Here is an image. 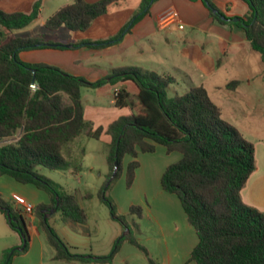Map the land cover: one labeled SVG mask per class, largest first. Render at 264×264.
<instances>
[{"label": "trees", "instance_id": "1", "mask_svg": "<svg viewBox=\"0 0 264 264\" xmlns=\"http://www.w3.org/2000/svg\"><path fill=\"white\" fill-rule=\"evenodd\" d=\"M42 0H36L29 12L0 10V176L7 175L19 183L32 184L46 192L49 203L33 206V212L54 250L55 260L110 263L119 240L111 253L93 256L73 254L56 230L44 218L57 205L64 222L82 225L87 213L79 204L76 193L38 173V167L78 172L82 168L84 147L76 149L80 136L99 139L102 132L109 136L106 162L115 179L122 170V159H133L125 167L126 181L131 185L139 166V153H152L158 145L167 152L181 154L178 161L165 168L160 177L163 191L176 195L188 223L198 241L184 264H264V211L246 204L241 190L256 168L255 146L238 129L221 117L220 107L203 85H192L181 94L170 95L172 80L154 71L136 66L115 68L104 78L89 81L46 63L22 61V50L42 47L65 48L45 35L19 37L13 30L30 24L39 13ZM118 0H73L51 14L44 22L46 29L65 27L84 31L111 4ZM154 0H142L139 10L114 37L101 41H83L80 45L105 46L117 42ZM210 15L221 23L242 27L251 48L264 63V0H243L248 12L233 22L212 0H202ZM213 10H216L214 12ZM131 80L138 88L136 102L128 99L125 89H118L115 104L128 107L130 113L120 116L105 129H93L84 118L81 89ZM238 80L228 82L232 89ZM35 85V88L31 87ZM19 134L17 138L16 135ZM9 140V141H7ZM103 195V190L100 191ZM114 213V203L102 198ZM5 208L12 219H8ZM0 211L8 225L19 233L23 250H4L1 264H10L15 254L27 251L30 235L22 214L0 194ZM130 214L141 216L140 206H131ZM128 233L124 238L145 256V264H158L148 249L129 228L124 215H115Z\"/></svg>", "mask_w": 264, "mask_h": 264}, {"label": "crops", "instance_id": "2", "mask_svg": "<svg viewBox=\"0 0 264 264\" xmlns=\"http://www.w3.org/2000/svg\"><path fill=\"white\" fill-rule=\"evenodd\" d=\"M35 1L0 0V10L29 12ZM72 1L42 0L38 16L27 26L13 30V34L19 37L45 35L53 42L69 45L65 48L42 47L22 50L18 54L22 61L53 65L89 81L107 77L115 68L136 66L168 77L172 80L171 84L177 86H179L180 79L188 80L187 82L190 84L188 87L180 85L184 91L192 85H203L210 95L208 86L212 85L216 77H219L220 70L224 67H230L233 75L230 79L223 81V86L226 87L232 80H238L239 83L229 89L236 92L241 85L240 75H238L240 65L247 63L245 59L241 58L242 52L245 50L254 51L242 27L229 22L221 23L213 18L202 0H154L148 11L134 22L117 42L105 46L80 45L72 47L70 45L73 43L101 41L116 36L139 10L142 0H118L111 4L108 11L97 17L84 31L70 30L69 34L58 35L59 29L65 27H60L55 31L46 29L44 22L47 17ZM86 1L94 2L96 0ZM212 1L226 17H241L249 10L247 3L243 0ZM169 11L174 12V18L162 22L160 18ZM179 25L182 27L180 28ZM25 28L28 29L27 33L22 32ZM19 33H23V35H19ZM170 85L169 88L172 87ZM213 85L214 88H220L216 83ZM120 88L126 90L130 101L136 102L138 88L131 80L116 84H104L96 88L82 87L84 118L93 129L98 127L105 129L120 116L130 113L128 107H120L115 104L114 93L116 89ZM212 100L217 104L213 98ZM78 139L79 137L75 141L76 149L84 147ZM99 141L105 145L106 149L109 136L102 132ZM144 154H151V156ZM157 154L160 155V161L154 162L152 166L157 172L156 174H160V177L167 165L178 161L181 157L180 153L176 151L168 153L164 146L158 145L155 152L139 153L136 159L142 165L145 159L156 160ZM123 159H127V165L133 158L126 155ZM160 190L161 193L171 194L163 191L161 186ZM40 191L32 184L19 183L7 175L0 176V194L19 210L23 211L25 202H29L33 206L39 203L48 204L47 194H41ZM30 196L35 199L34 202L29 199ZM164 197L174 201L171 196ZM241 198L246 204L264 211V162L258 164L256 161L255 170L241 190ZM175 207L176 210L178 209V216L162 217V222H158L160 227L158 264H184L198 241L196 232L188 223L182 206L180 207L176 203ZM0 213L5 218L1 211ZM22 214L29 231L30 242L27 251L15 254L10 264H46L44 242L41 239L38 219L34 212L24 213L23 211ZM73 227L74 231L80 232L79 225H73ZM54 254V250H51L47 257L54 264L59 262L62 264L76 263L74 260H55ZM100 255L106 254L96 253L93 256ZM89 264H113V258L110 263L89 262Z\"/></svg>", "mask_w": 264, "mask_h": 264}, {"label": "rangeland", "instance_id": "3", "mask_svg": "<svg viewBox=\"0 0 264 264\" xmlns=\"http://www.w3.org/2000/svg\"><path fill=\"white\" fill-rule=\"evenodd\" d=\"M27 28L22 32L27 33ZM69 32V29L62 28L57 34H69ZM241 58L247 63L240 65L238 75H240L241 85L236 92L223 86V81L230 79L233 75L230 67L221 69L219 77L214 79L208 89L211 97L221 108V117L234 125L247 141L255 143V158L258 164H262L264 162V63L260 55L251 50L242 52ZM187 81L182 78L178 81L179 86L171 84L172 87L168 88V93L181 94L184 89L180 85L188 87L190 84ZM213 83L220 88H214ZM78 140L85 149L81 170L72 173L69 170L38 167L37 171L59 183L67 191L76 193L78 202L85 209L88 219L85 224L79 225L80 232L74 231L73 225L64 222L60 213L55 211L46 217L49 219L50 226L56 230L73 254L89 256L104 253L107 255L121 240L113 256V264H145L146 256L124 238L128 228H124L114 218L115 215H124L134 236L148 249L150 256L158 261L157 259L160 258L158 222H162V217L178 216V209H175L176 203L181 207L176 195L161 193L160 174H156L152 166L154 162L160 161V155L157 154L156 160L145 159L142 165L139 162L135 179L131 185H128L125 173L127 159H122V170L115 179L111 180V177H108L105 145L99 139L86 136H80ZM144 155L151 156V154ZM101 190L103 195L100 194ZM40 192L46 193L43 190ZM164 196H171L175 202ZM103 197L113 201L114 213L102 200ZM29 199L35 201L32 196ZM131 206H140L141 216L136 213L130 214ZM38 226L44 242L46 264H54L47 258L53 249L39 223ZM20 245L19 233L8 225L0 213V264L4 258V250L10 249V256L12 250ZM74 261L76 263L72 264H89V262Z\"/></svg>", "mask_w": 264, "mask_h": 264}, {"label": "built area", "instance_id": "4", "mask_svg": "<svg viewBox=\"0 0 264 264\" xmlns=\"http://www.w3.org/2000/svg\"><path fill=\"white\" fill-rule=\"evenodd\" d=\"M174 16H175L174 12L173 11H169V12L165 13L160 18V20L162 22H165L166 20L173 19ZM179 27L181 28L182 25H179ZM31 87L35 88V85L31 84ZM117 92H118V89L115 90V93H114L115 98H116ZM23 211H24V213H31L33 211V205L31 203H29V202L23 203Z\"/></svg>", "mask_w": 264, "mask_h": 264}, {"label": "water", "instance_id": "5", "mask_svg": "<svg viewBox=\"0 0 264 264\" xmlns=\"http://www.w3.org/2000/svg\"><path fill=\"white\" fill-rule=\"evenodd\" d=\"M213 11L216 12V10H213ZM220 18H221V19H228L225 15H220ZM239 18H240V17L235 16V17H232L231 20H232L233 22H236V21L239 20ZM67 46H69V45H67ZM116 166H117V165H116ZM116 166H115V170H114V172H113V174H112V176H111L110 179H112V178L115 176V174H116ZM57 205H58V201L56 202V206L53 207L52 209H50V210L48 211V213H46V215L44 216V218H46L48 214L55 212V211L57 210ZM5 210H6V212H7L8 219H9V220L12 219V218L10 217V214H9V209H8V208H5ZM15 249H16V250H23V249H24V244H22V245H20V246H18V247H15V248L12 250V252H13ZM12 252H11V253H12Z\"/></svg>", "mask_w": 264, "mask_h": 264}]
</instances>
